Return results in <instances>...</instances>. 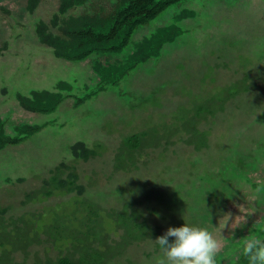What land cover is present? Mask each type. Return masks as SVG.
<instances>
[{"label":"rangeland","instance_id":"374dc122","mask_svg":"<svg viewBox=\"0 0 264 264\" xmlns=\"http://www.w3.org/2000/svg\"><path fill=\"white\" fill-rule=\"evenodd\" d=\"M61 1L0 0V118L5 133L14 135L19 125H43L25 141L0 149L2 224L11 230L10 223L23 218L38 233L35 239L27 234L33 242L11 254L13 263L74 254L72 240L85 242L105 232L108 243L121 245L123 230L115 228L109 213L128 205L157 233L131 242L107 264H160L163 256L154 241L184 223L212 233L220 244L217 264H239L246 238H264V0L183 1L138 29L121 54L80 62L57 57L36 32L39 24L46 34L71 24V11L59 12ZM182 9L192 14L178 24L183 34L165 44L158 58L140 64L116 86L97 89L95 60L103 65L124 62L144 36L173 24ZM59 81L70 83L73 95L55 112L37 114L19 104L18 95L54 92ZM235 90L241 92L230 97ZM83 94L91 97L76 107L74 98ZM202 105L205 112L216 111L196 123L206 147L195 149L196 141L189 144L192 136L184 132L167 144L172 127L183 130V122L194 115L186 110ZM141 131L154 134L155 141L164 139L136 150L131 161L122 160L123 169H115L121 141ZM76 142L97 154L77 158L71 148ZM60 163L69 169H63L62 178L73 171L82 194L25 201ZM83 200L97 206L96 218ZM54 218L55 242L44 232ZM93 219L97 224L90 223ZM142 232L135 234L138 239Z\"/></svg>","mask_w":264,"mask_h":264},{"label":"trees","instance_id":"16d2710c","mask_svg":"<svg viewBox=\"0 0 264 264\" xmlns=\"http://www.w3.org/2000/svg\"><path fill=\"white\" fill-rule=\"evenodd\" d=\"M62 0L59 12L60 14L69 13L71 24L65 28H60L57 34H46L44 32V26L38 25L36 32L41 36L44 43L50 45L54 49V53L57 57L64 58L72 62L84 61L88 58L105 56V55H118L121 54L124 49L129 45V42L134 33L141 28L148 26L151 22L161 16L167 9L177 5L186 0ZM97 2V3H96ZM83 10L77 13V9ZM191 11L182 9L173 18L174 23L167 26H161L151 31L149 36H144L136 45L135 50L130 54L127 59L119 64L103 65L100 61L95 60L93 64V70L98 78L99 86L97 89L105 90L109 87H114L119 84L123 79L128 77L130 73L140 64L145 63L151 58H158L160 56L161 49L165 44L173 42L175 39L183 34V30L178 24L184 19L191 17ZM55 23V22H54ZM72 85L65 81H59L57 84V90L52 92L48 90L32 91L30 96L18 95L17 100L19 104L27 111L37 114H50L56 111L60 103L67 97H71L73 94ZM239 90H235L230 93L234 96L238 94ZM92 95V93H91ZM90 94H83L80 97H75L76 107L83 104L87 99L91 97ZM225 100L219 106L223 109ZM204 106H196L191 110H186L191 114H194L190 120L186 118L184 121L181 117H177L178 121L182 120L186 124L183 130L177 131V126H173L169 131V135L165 136L167 144L169 139L174 134H181L182 132L191 134L192 138H187L189 144H193L196 141L195 149H202L207 145V139L199 136V130L196 127V123L200 119H204L207 116H212L216 111H204ZM177 121V122H178ZM43 125H19L14 127V135H7L5 133L4 122L0 118V149H3L9 145H17L31 136L41 131ZM151 136L150 140L143 141L146 136ZM158 135V134H157ZM199 136V138H198ZM162 138V136H161ZM160 137L155 141L154 134L147 131H141L140 133H134L124 138L121 141V148L115 156V169H123L122 160L131 161L136 150L142 148H149V146H157L160 144ZM202 138V140H200ZM154 142V143H153ZM73 154L77 158L88 160V158L96 155V151L87 148L83 142H76L72 147ZM123 159H121V153ZM121 152V153H119ZM63 169H67L66 165L60 163L48 180L43 182V186L39 191L28 193L25 196V201L34 202L36 200L42 201L53 195L68 194L76 192L77 195L82 194V187L76 184L77 175L72 171L68 173L65 178H62ZM85 201V202H84ZM83 204L87 203L89 213L97 217L96 211L98 208L96 205L86 200L82 201ZM5 209H0V264H14L11 254L16 250L25 251L26 247L33 242L31 237H27L34 234L32 239H35L37 234L34 231L32 223L25 222L23 218L10 223L13 229L6 230V226L2 224L1 215L5 212ZM136 210H129L128 205H125L121 211L115 213H109L110 218H114L115 228H121L123 230L121 245L116 244V247L108 243V233L105 232L102 237H93L89 241L72 240V246L75 253H67L64 256H60L55 260L46 259L45 261H37L34 264H107V262L115 256L121 254L125 246H128L133 241H139L148 237L155 236L157 231L144 223L139 221V213ZM55 220V218H54ZM17 222L22 223L23 228L17 227ZM53 221L52 225L47 227L44 232L51 233L50 239L55 242L56 239L52 233L55 229L56 223ZM97 224L96 219L90 221V223ZM144 227V229H143ZM47 231V232H46ZM142 232V237L138 239L137 233ZM138 239V240H137ZM170 242L172 238H169ZM57 240V239H56ZM97 242V248L92 247L91 243ZM77 256L75 257V255ZM239 264H248L247 258L242 254L237 260Z\"/></svg>","mask_w":264,"mask_h":264},{"label":"clouds","instance_id":"9594fccd","mask_svg":"<svg viewBox=\"0 0 264 264\" xmlns=\"http://www.w3.org/2000/svg\"><path fill=\"white\" fill-rule=\"evenodd\" d=\"M169 238H174L171 240ZM159 246L163 259L160 264H217L219 242L203 227H169L154 241ZM243 255L248 264H264V238L256 235L246 238Z\"/></svg>","mask_w":264,"mask_h":264}]
</instances>
